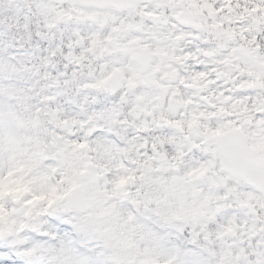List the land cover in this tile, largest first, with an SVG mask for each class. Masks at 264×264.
Wrapping results in <instances>:
<instances>
[{"label":"clouds","instance_id":"clouds-1","mask_svg":"<svg viewBox=\"0 0 264 264\" xmlns=\"http://www.w3.org/2000/svg\"><path fill=\"white\" fill-rule=\"evenodd\" d=\"M0 264H264V0H0Z\"/></svg>","mask_w":264,"mask_h":264}]
</instances>
